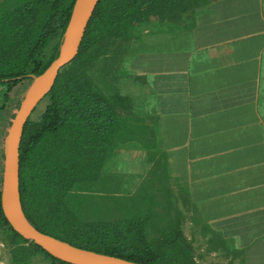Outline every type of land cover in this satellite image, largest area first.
I'll list each match as a JSON object with an SVG mask.
<instances>
[{"label": "crops", "instance_id": "1", "mask_svg": "<svg viewBox=\"0 0 264 264\" xmlns=\"http://www.w3.org/2000/svg\"><path fill=\"white\" fill-rule=\"evenodd\" d=\"M142 37L112 135L128 194L212 264H264V0H166Z\"/></svg>", "mask_w": 264, "mask_h": 264}, {"label": "trees", "instance_id": "2", "mask_svg": "<svg viewBox=\"0 0 264 264\" xmlns=\"http://www.w3.org/2000/svg\"><path fill=\"white\" fill-rule=\"evenodd\" d=\"M75 1L31 0L12 5L0 15V87L25 83L28 87L32 79L27 76L40 75L51 65ZM165 4L166 0L99 1L78 57L61 72L43 100L41 114L31 117L25 127L20 194L24 213L36 229L75 247L139 264H197L191 242L178 227L170 225L162 230L154 224L158 217L154 208L132 213L131 205L129 209L121 205L115 213L105 209L103 214L88 216L84 204L83 183L89 178L82 156L87 139L103 130L99 124L113 129L96 69L113 58L115 48L125 46L133 32L141 35L152 20H159ZM18 77L24 79L5 82ZM11 97L6 91L0 126ZM10 124L3 132L1 146ZM2 168L1 153L0 230L7 235L10 264H31V258L39 254L51 264H67L29 243L10 226L1 208Z\"/></svg>", "mask_w": 264, "mask_h": 264}, {"label": "rangeland", "instance_id": "3", "mask_svg": "<svg viewBox=\"0 0 264 264\" xmlns=\"http://www.w3.org/2000/svg\"><path fill=\"white\" fill-rule=\"evenodd\" d=\"M17 1H19L20 4L22 0H9L7 5L10 2L18 3ZM143 32L141 35L137 32H133L130 41H128L125 46H117L113 53L114 57L105 60L100 65V68L97 67L96 69V78L101 87L105 105L112 113V124H114L112 128H117L119 124L125 125L129 123L127 116L121 114L118 110L127 111L132 106L129 94L132 89L131 81L136 73L132 65L139 53L143 50V45L141 43L143 41ZM27 85L28 84L25 83L19 85L13 84L11 87H0V109L4 106L5 92L10 91L12 96L7 104V108L4 110L2 124L0 126V156L2 153L1 140L3 132L12 121L16 113L17 102L25 93ZM44 107L45 101L39 104L32 118H37L44 110ZM99 125L100 127L103 125V130H99L97 137L89 136L87 139L89 143L86 147L87 151L82 156L84 158L85 171L89 178L87 182L83 183V193L85 195L84 204L88 216H98L100 213L103 214L102 211L105 209H112L113 213H115L116 210L114 211V209L118 210L121 205H124V208L128 209L131 205L132 213L136 210L141 211L149 209L150 203L146 201H135V197L128 194L127 191L130 190L131 185H133L136 180L135 176L129 177V173L134 175L135 172L129 171V161L127 159L122 156L121 160H119L115 152L116 145H114L112 141L113 129L105 128V124ZM118 167H120V169H118ZM92 178H95V180H92ZM149 187L160 190L159 184L157 183ZM144 192H141L139 196L143 197L145 195ZM123 202H125V204ZM153 210L158 215V217L154 219V224L157 226L159 225L160 229L166 230V228L170 226L168 225L169 220L171 222H176V220L168 218L166 210L163 212L160 208H154ZM191 244L194 249L193 254L197 264H212V255L209 249L201 252L202 256H200L198 250L200 245L195 246L193 242H191ZM0 250L7 264H10L11 254L7 245V235L3 230H0ZM31 264L51 263L44 256L39 254L31 258Z\"/></svg>", "mask_w": 264, "mask_h": 264}, {"label": "water", "instance_id": "4", "mask_svg": "<svg viewBox=\"0 0 264 264\" xmlns=\"http://www.w3.org/2000/svg\"><path fill=\"white\" fill-rule=\"evenodd\" d=\"M100 0H76L71 18L58 49V55L40 75H29L32 83L22 96L4 137L1 208L13 230L29 243H33L53 258L67 264H139L118 257L75 247L44 234L26 217L20 194V149L24 130L39 104L51 93L61 72L71 65L80 53L89 23ZM24 77L5 80L22 81Z\"/></svg>", "mask_w": 264, "mask_h": 264}]
</instances>
